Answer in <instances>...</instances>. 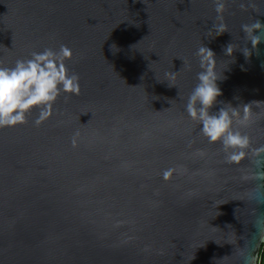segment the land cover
Segmentation results:
<instances>
[{
    "label": "water",
    "instance_id": "95a60500",
    "mask_svg": "<svg viewBox=\"0 0 264 264\" xmlns=\"http://www.w3.org/2000/svg\"><path fill=\"white\" fill-rule=\"evenodd\" d=\"M223 16L228 32L210 37L213 0H0V64L65 44L80 77L39 127L32 112L0 129V264H259L264 175L225 163L184 107L201 43L225 77L220 101H264V41L241 30L264 24V0H226ZM253 107L242 131L256 147Z\"/></svg>",
    "mask_w": 264,
    "mask_h": 264
},
{
    "label": "clouds",
    "instance_id": "9594fccd",
    "mask_svg": "<svg viewBox=\"0 0 264 264\" xmlns=\"http://www.w3.org/2000/svg\"><path fill=\"white\" fill-rule=\"evenodd\" d=\"M216 12L210 37L228 32L223 13L226 10V0H213ZM244 38L253 49L264 41V24L259 19L241 25ZM233 43L223 48L226 56L232 57L235 50ZM247 59L250 56L248 47L239 49ZM199 65L196 73V83L187 96L185 112L188 117L199 123L200 133L210 144H219L225 163L241 166L245 161L254 163L259 170L258 175H264V144L253 147L251 137L242 129L260 115L254 107L264 104V101H250L233 106L231 102L220 101L222 95L218 81L225 77L217 69V59L214 51L203 43L195 53ZM74 54L71 48L60 44L58 48L45 47L42 51H33L29 58L16 59L12 66L0 64V129L23 125L27 116L36 112L34 126L39 127L53 115V108L61 93L78 95L80 92V77L74 71H69L66 61L72 60ZM184 67H190L183 61ZM264 68V63L261 64ZM243 70V66H241ZM169 79L176 78V72L165 73ZM217 104L222 105L212 111ZM74 132L72 145L76 146ZM172 174V169L164 171V179ZM242 264H249V258L244 257Z\"/></svg>",
    "mask_w": 264,
    "mask_h": 264
},
{
    "label": "trees",
    "instance_id": "16d2710c",
    "mask_svg": "<svg viewBox=\"0 0 264 264\" xmlns=\"http://www.w3.org/2000/svg\"><path fill=\"white\" fill-rule=\"evenodd\" d=\"M259 264H264V244L260 251Z\"/></svg>",
    "mask_w": 264,
    "mask_h": 264
}]
</instances>
